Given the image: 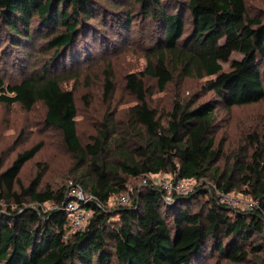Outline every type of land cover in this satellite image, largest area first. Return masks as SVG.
Wrapping results in <instances>:
<instances>
[{
  "label": "trees",
  "instance_id": "1",
  "mask_svg": "<svg viewBox=\"0 0 264 264\" xmlns=\"http://www.w3.org/2000/svg\"><path fill=\"white\" fill-rule=\"evenodd\" d=\"M137 12L149 20L157 42L145 68L126 75L137 102L124 113V126L107 115L97 134L82 143L75 92L63 86V75L89 59L95 29L90 19L94 0H0V48H34L38 36L52 57L19 82L0 73V102L20 103L26 110L42 102L45 123L60 130L68 150L83 169L74 178L96 198L83 230L72 231L63 207L69 186L38 189L43 172L31 185L20 183L24 165L42 144L19 152L11 164L0 163V264H264V152L253 163L220 171L217 162L215 112L264 99V19L251 16L246 0H188L190 26L175 0H135ZM120 25L128 30L134 10H123ZM4 44L2 45L1 43ZM83 47H86L83 49ZM234 52L241 59H232ZM230 61V70L222 62ZM179 66L187 76H210L202 93L174 100L162 122L148 102L145 78L161 91ZM105 95L113 90L112 73L104 70ZM214 98L199 101L207 92ZM257 202L252 210L221 203L203 178L219 190L240 187ZM169 172L198 182L186 195L166 199V192L147 175ZM142 184L125 205L110 204L126 191L130 179ZM18 185V188H17ZM28 196V198H27ZM36 203L37 208L26 203ZM52 202V209L42 205ZM197 208H195V206Z\"/></svg>",
  "mask_w": 264,
  "mask_h": 264
},
{
  "label": "rangeland",
  "instance_id": "2",
  "mask_svg": "<svg viewBox=\"0 0 264 264\" xmlns=\"http://www.w3.org/2000/svg\"><path fill=\"white\" fill-rule=\"evenodd\" d=\"M247 11L251 16L264 19V0H246ZM97 8L90 19L95 29L93 46L89 50V59L81 65L65 71L63 86L73 89L78 109L77 128L82 143L90 141L91 136L98 133L107 115H113L118 127L124 126V113L137 102L134 94L127 87L126 75L145 68L147 60L155 49L156 35L152 32L148 19L137 12L139 4L135 0H94ZM188 0H175L173 13L182 8V16L186 26H190ZM123 10H134L128 30L120 25ZM44 43V37L38 36L34 48L12 49L11 54L0 48V73L7 82H19L26 73L41 66L52 57L48 49L38 51L37 47ZM2 45L4 44L1 43ZM86 47H83L85 49ZM242 54L234 52L232 59H241ZM230 61L222 62L224 70H230ZM112 73L113 90L105 95L104 70ZM210 76L197 77L184 75L179 66L173 68V80L166 90L161 91L156 79L146 77V85L150 88L148 102L158 110L162 122H166V112L174 100L189 98L192 94L202 93V86ZM213 91L207 92L199 101L214 98ZM46 106L39 102L33 109L26 110L20 103L6 104L0 102V163L8 167L16 155L35 144L41 143L38 154L28 161L21 173L20 183L28 186L36 179L39 172L44 177L38 186L59 189L69 186L75 176L82 171L77 158L66 147L60 130L45 123ZM215 135L217 146L223 147L222 158L217 162L220 171L231 173L236 166L253 163L250 157L256 150L264 152V99L251 104L225 108L219 106L215 112ZM236 170L237 181L241 185L228 192L237 201L229 205L244 209L245 202L251 197L245 192L249 187L243 183V172ZM171 175L163 172L160 177ZM143 177L132 178L126 191L113 196L110 204L126 195L131 196L143 182ZM207 185L214 189L213 179L203 178ZM74 182V181H73ZM18 188V185H17ZM28 198V196H27ZM37 208L36 203H26ZM198 205L195 206L197 208ZM44 210L53 208L52 202L42 205ZM207 264H212V261Z\"/></svg>",
  "mask_w": 264,
  "mask_h": 264
},
{
  "label": "built area",
  "instance_id": "3",
  "mask_svg": "<svg viewBox=\"0 0 264 264\" xmlns=\"http://www.w3.org/2000/svg\"><path fill=\"white\" fill-rule=\"evenodd\" d=\"M147 178L153 184L158 185L166 192V199L168 201L173 200L175 195H186L194 190L196 182L194 179H188L178 177L177 175L171 174L167 177H160V174H150ZM216 190V196L218 200L226 205H232L236 203V199L228 192L223 190ZM96 197L91 193H86L80 184H74L71 182L67 191V198L62 208L67 211L71 219V230L80 231L83 230L86 225L90 222L93 212L86 204L94 200ZM130 201V196H123L119 201V205H125ZM257 205L254 200H248L245 202L244 209L252 210ZM57 207L53 204V208Z\"/></svg>",
  "mask_w": 264,
  "mask_h": 264
}]
</instances>
